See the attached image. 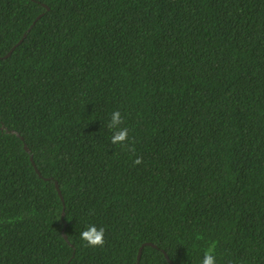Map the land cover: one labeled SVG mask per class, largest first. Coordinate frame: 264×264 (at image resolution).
I'll return each instance as SVG.
<instances>
[{"label": "trees", "instance_id": "obj_1", "mask_svg": "<svg viewBox=\"0 0 264 264\" xmlns=\"http://www.w3.org/2000/svg\"><path fill=\"white\" fill-rule=\"evenodd\" d=\"M25 34L0 58V264H264V0H0V57Z\"/></svg>", "mask_w": 264, "mask_h": 264}, {"label": "clouds", "instance_id": "obj_2", "mask_svg": "<svg viewBox=\"0 0 264 264\" xmlns=\"http://www.w3.org/2000/svg\"><path fill=\"white\" fill-rule=\"evenodd\" d=\"M123 123V118L119 110L114 111L111 114V119L107 125L110 130H113L111 142L113 144L126 146L129 139L128 128H121L120 125ZM142 157H137L134 160L135 164H140ZM105 229L103 227L97 228L95 225H89L81 233V240L85 242L86 246L89 247H103L105 244L104 240ZM201 264H216V256L214 254V246L210 247L203 256Z\"/></svg>", "mask_w": 264, "mask_h": 264}, {"label": "water", "instance_id": "obj_3", "mask_svg": "<svg viewBox=\"0 0 264 264\" xmlns=\"http://www.w3.org/2000/svg\"><path fill=\"white\" fill-rule=\"evenodd\" d=\"M38 18H40V16H39ZM34 24H35V23H34ZM34 24H33V25H34ZM33 25H32V26H33ZM32 26L30 27V29L32 28ZM30 29H29V30H30ZM26 36H27V34H25L24 37H23V39H21V40L18 42V44L15 45V46H14V47H13L8 53H7L4 57H0V58H5V57L10 56V55L12 54L13 50H14L18 45H20V44L22 43V41L24 40V38H25ZM12 132H13V133H16L17 135H19V134H18L16 131H14V130H13ZM22 139H23V138H22ZM25 148H26L28 151H30V149H29V147H28L27 145H25ZM31 159H32L33 163L35 164L34 159H33V156H31ZM37 171H39L38 168H37ZM56 187H57L59 193L62 195L58 182H56ZM62 198L64 199L63 196H62ZM65 229H66V228H64V237H65L66 239H68L67 234H65ZM145 245H153V246H155V244L149 242V243H145V244H143V245L140 247L138 264H140V259H141L142 251H143V248H144ZM165 255H166L168 261H169L171 264H176L175 262H173V261L170 259L169 255H168L166 252H165Z\"/></svg>", "mask_w": 264, "mask_h": 264}]
</instances>
